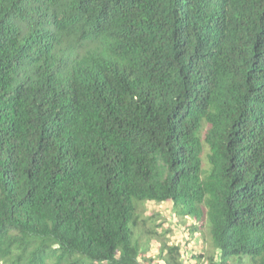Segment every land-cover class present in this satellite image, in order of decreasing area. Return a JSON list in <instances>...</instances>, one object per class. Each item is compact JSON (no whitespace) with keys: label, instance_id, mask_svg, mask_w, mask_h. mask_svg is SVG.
Returning a JSON list of instances; mask_svg holds the SVG:
<instances>
[{"label":"trees","instance_id":"obj_1","mask_svg":"<svg viewBox=\"0 0 264 264\" xmlns=\"http://www.w3.org/2000/svg\"><path fill=\"white\" fill-rule=\"evenodd\" d=\"M193 258L264 264V0H0V264Z\"/></svg>","mask_w":264,"mask_h":264},{"label":"rangeland","instance_id":"obj_2","mask_svg":"<svg viewBox=\"0 0 264 264\" xmlns=\"http://www.w3.org/2000/svg\"><path fill=\"white\" fill-rule=\"evenodd\" d=\"M143 208H144V215L147 216V215H151L152 213H156L157 215H153L152 214V218H154L157 222V221H162L163 222V228H167V224H170L172 222V214H171V211H170V206L168 203H163V202H160V203H155V202H146L144 205H143ZM178 220H181V221H192L190 220V218L186 217V216H183L181 214H179V216L177 217ZM149 225L151 226L152 224L150 223V220L149 222ZM179 225V224H178ZM169 226V225H168ZM177 225H175L176 227ZM187 229H184L179 225L177 227H179V229H182L183 230V233L185 234L186 236V239L187 241L190 242V236H191V233H190V229L193 230V224L189 223L187 225ZM158 230L160 231V228H158ZM182 230L179 232L178 230L174 229V231H169L166 233V236L168 238V241L170 243H173L175 241H184V234L182 233ZM197 236L200 238V240L202 241V238H201V234H199L197 232ZM142 239L145 240L144 237H141ZM194 240V238H193ZM192 240V242H193ZM183 243V242H182ZM203 243V242H202ZM145 248V246H144ZM146 251L142 248V251L144 250V254L147 258H155L157 257V243L155 241V239H152L151 241L148 242L147 244V248H145ZM189 252V251H187ZM156 256V257H155Z\"/></svg>","mask_w":264,"mask_h":264},{"label":"crops","instance_id":"obj_3","mask_svg":"<svg viewBox=\"0 0 264 264\" xmlns=\"http://www.w3.org/2000/svg\"><path fill=\"white\" fill-rule=\"evenodd\" d=\"M202 244H203L202 241L197 236V232H193L192 235L190 236V242L187 241V249L193 252L194 254H199L203 252ZM196 263L198 264L199 260L198 259L196 260L194 258L191 261L188 260L183 262V264H196Z\"/></svg>","mask_w":264,"mask_h":264}]
</instances>
